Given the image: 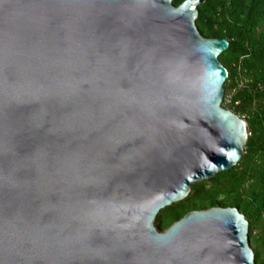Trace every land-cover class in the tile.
Instances as JSON below:
<instances>
[{
  "label": "water",
  "instance_id": "obj_1",
  "mask_svg": "<svg viewBox=\"0 0 264 264\" xmlns=\"http://www.w3.org/2000/svg\"><path fill=\"white\" fill-rule=\"evenodd\" d=\"M203 0H0V264H255L236 209L163 210L233 169Z\"/></svg>",
  "mask_w": 264,
  "mask_h": 264
},
{
  "label": "trees",
  "instance_id": "obj_2",
  "mask_svg": "<svg viewBox=\"0 0 264 264\" xmlns=\"http://www.w3.org/2000/svg\"><path fill=\"white\" fill-rule=\"evenodd\" d=\"M197 29L205 40L229 43L219 58L228 72L223 107L247 124L249 136L233 169L193 185L187 198L163 210L155 228L164 233L190 213L236 209L249 224L255 264H264L253 248L258 236L264 246V0H203Z\"/></svg>",
  "mask_w": 264,
  "mask_h": 264
},
{
  "label": "rangeland",
  "instance_id": "obj_3",
  "mask_svg": "<svg viewBox=\"0 0 264 264\" xmlns=\"http://www.w3.org/2000/svg\"><path fill=\"white\" fill-rule=\"evenodd\" d=\"M258 239H260V236H258L257 240L253 242V248L260 255L261 259L264 260V246L260 242H258Z\"/></svg>",
  "mask_w": 264,
  "mask_h": 264
},
{
  "label": "built area",
  "instance_id": "obj_4",
  "mask_svg": "<svg viewBox=\"0 0 264 264\" xmlns=\"http://www.w3.org/2000/svg\"><path fill=\"white\" fill-rule=\"evenodd\" d=\"M228 102H230V99H229V101Z\"/></svg>",
  "mask_w": 264,
  "mask_h": 264
},
{
  "label": "bare ground",
  "instance_id": "obj_5",
  "mask_svg": "<svg viewBox=\"0 0 264 264\" xmlns=\"http://www.w3.org/2000/svg\"><path fill=\"white\" fill-rule=\"evenodd\" d=\"M239 163V162H238Z\"/></svg>",
  "mask_w": 264,
  "mask_h": 264
}]
</instances>
